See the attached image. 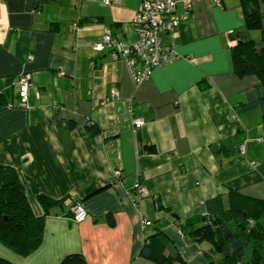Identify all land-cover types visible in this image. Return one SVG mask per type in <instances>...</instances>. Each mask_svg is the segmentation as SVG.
I'll return each instance as SVG.
<instances>
[{"label": "crops", "instance_id": "obj_1", "mask_svg": "<svg viewBox=\"0 0 264 264\" xmlns=\"http://www.w3.org/2000/svg\"><path fill=\"white\" fill-rule=\"evenodd\" d=\"M139 4L0 0V168L16 174L44 221L27 256L0 243L13 264H58L76 252L87 264H206L209 244L181 224L205 217L214 197L248 211L264 201V123L259 109H242L259 81L235 73L229 38L243 26L242 0H176L178 25L159 37L176 55L136 84L124 57L96 45L105 30L134 42ZM23 72L31 74L27 105L18 95ZM133 116L144 122L136 131ZM134 183L148 191L137 203ZM39 195L58 203L45 211ZM73 202L87 212L83 221ZM157 232L151 257L161 245L171 263L139 255Z\"/></svg>", "mask_w": 264, "mask_h": 264}, {"label": "trees", "instance_id": "obj_2", "mask_svg": "<svg viewBox=\"0 0 264 264\" xmlns=\"http://www.w3.org/2000/svg\"><path fill=\"white\" fill-rule=\"evenodd\" d=\"M260 0H242L244 22L241 28L230 33L234 41L231 55L235 73L240 76H256L258 84L246 92L242 109H259L264 123V22L259 9ZM249 30L262 31L260 41L248 37ZM218 146L214 147L215 152ZM45 211L58 201L39 195ZM255 211L224 209L219 197L206 201L205 217L187 218L181 227L197 242H206L210 251L206 264H264V201ZM159 206H161L159 204ZM151 223V222H150ZM145 225H149L146 221ZM44 231L43 217L33 215L16 174L8 168H0V243L21 256H27L41 243ZM159 232L145 236L139 255L155 262L171 263L161 245L156 257L151 248ZM246 245L250 250L246 257ZM0 264H13L0 256ZM58 264H87L81 253H69Z\"/></svg>", "mask_w": 264, "mask_h": 264}, {"label": "built area", "instance_id": "obj_3", "mask_svg": "<svg viewBox=\"0 0 264 264\" xmlns=\"http://www.w3.org/2000/svg\"><path fill=\"white\" fill-rule=\"evenodd\" d=\"M181 1L185 6L190 4V0ZM103 2L108 4L111 0H103ZM175 5L176 0H140L139 7L132 19L137 35L136 40L131 43H121L114 40L111 33L105 30L102 41L96 45V49H110L114 59L119 55L124 57L130 66L134 82L142 83L149 79L154 67L167 63L171 59V53L176 55L169 47L162 46L159 40L161 34L175 31L178 25ZM17 84L20 103L27 105L31 74L21 73ZM110 95L117 96V92L113 90ZM131 123L133 131H136L142 127L144 122L141 117L133 116ZM131 188L135 192L133 201L136 203L148 195L147 189L139 183H134ZM72 211L74 219L78 222L87 217V212L76 202L72 203ZM143 224L145 225L146 221H143Z\"/></svg>", "mask_w": 264, "mask_h": 264}, {"label": "rangeland", "instance_id": "obj_4", "mask_svg": "<svg viewBox=\"0 0 264 264\" xmlns=\"http://www.w3.org/2000/svg\"><path fill=\"white\" fill-rule=\"evenodd\" d=\"M259 9L262 13V22H264V0H260L259 1ZM248 37L251 38L252 40L256 41H260V39L262 38V31L260 30H249L247 33ZM249 245H246V253H249V249H248ZM246 254V255H247Z\"/></svg>", "mask_w": 264, "mask_h": 264}]
</instances>
